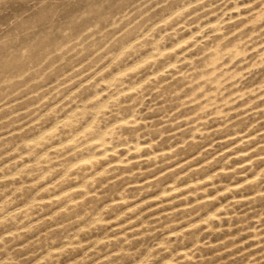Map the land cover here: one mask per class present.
Listing matches in <instances>:
<instances>
[{"label":"rangeland","instance_id":"rangeland-1","mask_svg":"<svg viewBox=\"0 0 264 264\" xmlns=\"http://www.w3.org/2000/svg\"><path fill=\"white\" fill-rule=\"evenodd\" d=\"M0 264H264V0H0Z\"/></svg>","mask_w":264,"mask_h":264}]
</instances>
